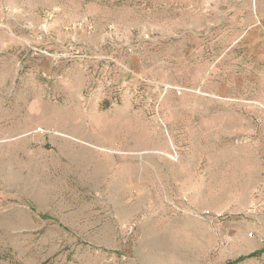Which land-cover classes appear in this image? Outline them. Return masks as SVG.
I'll use <instances>...</instances> for the list:
<instances>
[{
    "label": "rangeland",
    "instance_id": "374dc122",
    "mask_svg": "<svg viewBox=\"0 0 264 264\" xmlns=\"http://www.w3.org/2000/svg\"><path fill=\"white\" fill-rule=\"evenodd\" d=\"M0 264H264V0H0Z\"/></svg>",
    "mask_w": 264,
    "mask_h": 264
},
{
    "label": "trees",
    "instance_id": "16d2710c",
    "mask_svg": "<svg viewBox=\"0 0 264 264\" xmlns=\"http://www.w3.org/2000/svg\"><path fill=\"white\" fill-rule=\"evenodd\" d=\"M239 261L242 260V258L238 259Z\"/></svg>",
    "mask_w": 264,
    "mask_h": 264
}]
</instances>
